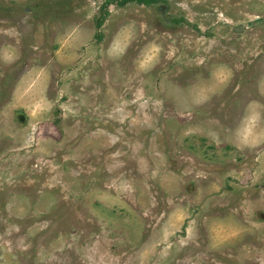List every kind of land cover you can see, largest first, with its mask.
Wrapping results in <instances>:
<instances>
[{
	"label": "rangeland",
	"instance_id": "374dc122",
	"mask_svg": "<svg viewBox=\"0 0 264 264\" xmlns=\"http://www.w3.org/2000/svg\"><path fill=\"white\" fill-rule=\"evenodd\" d=\"M0 264H264V0H0Z\"/></svg>",
	"mask_w": 264,
	"mask_h": 264
},
{
	"label": "trees",
	"instance_id": "16d2710c",
	"mask_svg": "<svg viewBox=\"0 0 264 264\" xmlns=\"http://www.w3.org/2000/svg\"><path fill=\"white\" fill-rule=\"evenodd\" d=\"M117 1H118V3H123V2L128 1V0H117ZM136 1L147 3V2H150L152 0H136Z\"/></svg>",
	"mask_w": 264,
	"mask_h": 264
}]
</instances>
